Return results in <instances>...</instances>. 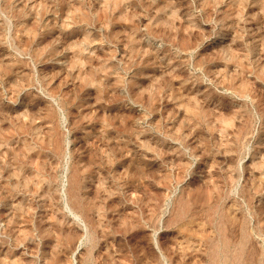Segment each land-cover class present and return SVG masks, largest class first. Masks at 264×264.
<instances>
[{
    "label": "rangeland",
    "instance_id": "1",
    "mask_svg": "<svg viewBox=\"0 0 264 264\" xmlns=\"http://www.w3.org/2000/svg\"><path fill=\"white\" fill-rule=\"evenodd\" d=\"M0 264H264V0H0Z\"/></svg>",
    "mask_w": 264,
    "mask_h": 264
}]
</instances>
